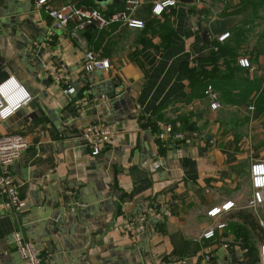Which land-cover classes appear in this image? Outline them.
Listing matches in <instances>:
<instances>
[{"label": "crops", "instance_id": "crops-1", "mask_svg": "<svg viewBox=\"0 0 264 264\" xmlns=\"http://www.w3.org/2000/svg\"><path fill=\"white\" fill-rule=\"evenodd\" d=\"M36 1L0 0V83L14 77L31 96L0 120V134L23 132L29 139L12 164L21 211L0 207V264H23L11 239L18 225L48 264H87L86 256L96 264H259L264 193L262 203L249 204V169L264 162V0H175L160 15L151 10L164 0H138L129 16L142 20L143 28L119 20L84 30L52 29L53 19ZM253 1L258 6L241 22L246 53L237 58L246 57L250 67L235 62L230 73L216 66L208 49L215 38H204V30L211 19L235 16ZM65 2L106 16L127 5H47ZM87 50L107 58L110 67L85 73ZM60 65L76 90L71 101L66 84L51 75ZM190 65L218 74L210 80L218 109L209 108L199 82L192 86L186 78ZM248 77L255 78L251 88ZM233 78L240 86L229 84ZM168 122L186 136L178 147L157 137ZM94 123L115 129L97 156L81 138ZM225 200L234 201L231 210L206 215ZM144 214V228L136 232ZM211 226L213 236L202 237Z\"/></svg>", "mask_w": 264, "mask_h": 264}, {"label": "built area", "instance_id": "built-area-1", "mask_svg": "<svg viewBox=\"0 0 264 264\" xmlns=\"http://www.w3.org/2000/svg\"><path fill=\"white\" fill-rule=\"evenodd\" d=\"M37 6H44L48 15L53 19L52 29H65L72 25L76 30H84L89 27L104 28L109 22L122 20L127 23L128 27L143 28L144 22L139 19L131 18L129 14L134 10L139 2L138 0H127L126 8L120 12L113 13L110 16L103 15L97 8L78 5L76 2H65L58 6H48L47 0H37ZM175 0L159 1L152 7L153 15H160L164 8L174 5ZM228 37V32L214 36L217 42L222 43ZM208 49L217 50L216 44H209ZM240 67H250V62L246 57H240L238 60ZM110 67V61L107 58L98 57L93 51L87 50L84 53L82 70L87 72L103 71ZM58 69H51V75L55 82L65 83V92L69 101L73 99L76 90L75 87L68 83L69 73L66 66L60 65ZM204 95L209 101V108L216 110L220 107L218 94L211 84H207L204 89ZM31 99L26 89L15 80L9 77L0 83V120H5L14 114L19 108ZM82 105H86L83 101ZM194 106L199 102L195 101ZM249 109L251 107L249 106ZM6 114V115H5ZM115 129L110 123H94L87 125L81 134V138L86 141L92 156L99 155L111 141ZM163 145L168 147H178L186 141V136L177 124L172 122L165 123L157 134ZM214 143V140H210ZM29 146L28 136L23 132H13L0 134V207L8 213L17 215L21 211V198L19 186L12 173V164L21 156L22 152ZM250 183L252 189V199L250 205L259 204L263 201L264 193V162L254 161L249 169ZM234 207V201L225 200L221 203L211 206L206 215L210 218H217L228 212ZM146 215L139 217V224L135 231L143 230V221ZM225 223H219L216 227L223 228ZM215 226L209 227L202 237L210 238L214 234ZM11 239L15 250L23 264H48L47 260L38 253L35 245L25 239L20 225L16 227ZM204 259H209L210 254L205 252ZM185 263V260H181ZM259 264H264V242L259 246Z\"/></svg>", "mask_w": 264, "mask_h": 264}, {"label": "trees", "instance_id": "trees-1", "mask_svg": "<svg viewBox=\"0 0 264 264\" xmlns=\"http://www.w3.org/2000/svg\"><path fill=\"white\" fill-rule=\"evenodd\" d=\"M257 6H258V4L254 1L250 2V3H246V4L241 5L239 8H237L232 14L238 15V14H241V13L247 11L248 9H253V11H254ZM244 19L245 18H242L241 20H239L236 24H234L228 30V38H226L222 43L217 42V40H215V39H213V41L209 42L210 44H216L218 47V49L216 51L213 49H209V51L212 54V58L216 64V66L217 65H223L224 68H226V71H229V72L233 71V73H234L233 66H234L235 62H237V64H238V61H237L238 56L246 53V49L243 46V42H244L243 39L246 35L247 29L243 28V26L241 24V22L244 21ZM209 43H207V44H209ZM215 70L217 71L216 68H215ZM224 73H226V72H224ZM224 73L221 74V72H220L218 77L225 78ZM217 75L218 74H213L209 71L208 72L203 71V70L199 71V69L197 68L196 65L188 66V68L186 69V72H185V76L189 80V82L192 84V86H195L197 84V82H199V85L202 88L201 93L203 96H204V89H205L207 84H211L213 87H215L214 84L210 82V80L212 78L216 77ZM234 76H236V75L234 74ZM248 80H250L248 87L251 88L253 85V82H255V78H249L248 77ZM240 82H241V79L238 78L235 81V79L233 78L232 83L229 82V84L232 85L233 87H234V85L240 86V84H238ZM262 90L263 89H261L260 91H262Z\"/></svg>", "mask_w": 264, "mask_h": 264}, {"label": "water", "instance_id": "water-1", "mask_svg": "<svg viewBox=\"0 0 264 264\" xmlns=\"http://www.w3.org/2000/svg\"><path fill=\"white\" fill-rule=\"evenodd\" d=\"M98 1H102V0H98ZM177 1L183 4H192L194 3L195 0H177ZM250 13H251V10L249 9L235 16L211 19L208 22V27L204 30L203 37L206 38V36H208L209 34L216 36V35H219L221 33L228 31L235 23H237V21L241 20L244 17H247ZM88 248H90V246ZM85 261L87 262V264H96V263L91 262L88 256L85 257Z\"/></svg>", "mask_w": 264, "mask_h": 264}, {"label": "rangeland", "instance_id": "rangeland-1", "mask_svg": "<svg viewBox=\"0 0 264 264\" xmlns=\"http://www.w3.org/2000/svg\"><path fill=\"white\" fill-rule=\"evenodd\" d=\"M229 6H227V8H228ZM220 7L219 6H214V9H219ZM210 12H212V11H210ZM227 12V11H226ZM219 13H223V12H218V14ZM244 46V45H243ZM245 47V46H244Z\"/></svg>", "mask_w": 264, "mask_h": 264}, {"label": "clouds", "instance_id": "clouds-1", "mask_svg": "<svg viewBox=\"0 0 264 264\" xmlns=\"http://www.w3.org/2000/svg\"><path fill=\"white\" fill-rule=\"evenodd\" d=\"M169 2H172V0H169ZM6 115V114H5Z\"/></svg>", "mask_w": 264, "mask_h": 264}]
</instances>
